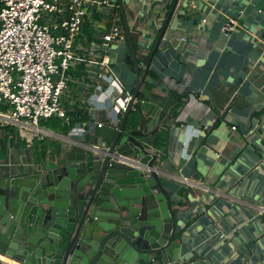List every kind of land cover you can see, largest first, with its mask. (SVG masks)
Returning a JSON list of instances; mask_svg holds the SVG:
<instances>
[{
  "label": "crops",
  "instance_id": "1",
  "mask_svg": "<svg viewBox=\"0 0 264 264\" xmlns=\"http://www.w3.org/2000/svg\"><path fill=\"white\" fill-rule=\"evenodd\" d=\"M106 1L109 6H91L74 50L97 47L93 42L114 25L125 37L124 18L139 77L172 10L162 38L166 43L159 45L141 89L178 98L147 142L156 151L160 179L183 212L180 258L264 264V0ZM229 19L237 26L223 33ZM125 43L126 37L107 51L113 72L132 95L135 77ZM77 66L68 71L72 79L61 97L62 106L73 105L67 121L42 120L38 134L0 123V177L19 176L62 153L79 138L69 134L77 123H85L87 132L97 121L109 124L104 111L88 112L89 67ZM159 133L165 134L162 149L155 145Z\"/></svg>",
  "mask_w": 264,
  "mask_h": 264
},
{
  "label": "water",
  "instance_id": "2",
  "mask_svg": "<svg viewBox=\"0 0 264 264\" xmlns=\"http://www.w3.org/2000/svg\"><path fill=\"white\" fill-rule=\"evenodd\" d=\"M171 14L142 77L122 14L135 84L118 127L94 125L51 160L0 177V264H209L180 258L183 212L147 142L178 101L141 89Z\"/></svg>",
  "mask_w": 264,
  "mask_h": 264
},
{
  "label": "built area",
  "instance_id": "3",
  "mask_svg": "<svg viewBox=\"0 0 264 264\" xmlns=\"http://www.w3.org/2000/svg\"><path fill=\"white\" fill-rule=\"evenodd\" d=\"M107 6L106 0H0V123L27 128L38 134L39 122L52 117L68 120L73 109L61 104L71 76L68 71L86 65L90 80L86 91L88 112L102 110L109 124H118L132 95L112 70L109 45L125 42L122 30L112 26L101 40L78 53L75 42L91 6ZM109 6V5H108ZM206 23L207 19H202ZM237 26L229 19L228 33ZM80 47V45L78 46ZM84 49V48H83ZM97 127L105 125L95 122ZM85 123L75 124L72 137H82ZM182 183L187 181L182 178Z\"/></svg>",
  "mask_w": 264,
  "mask_h": 264
},
{
  "label": "trees",
  "instance_id": "4",
  "mask_svg": "<svg viewBox=\"0 0 264 264\" xmlns=\"http://www.w3.org/2000/svg\"><path fill=\"white\" fill-rule=\"evenodd\" d=\"M52 118H54V117H52ZM51 118V119H52ZM58 125L59 126H61V123H58ZM69 131V130H68ZM165 136V134L164 133H159V134H157V136H156V142H155V145H156V147L157 148H161L162 149V147H163V144L165 143L164 141V137Z\"/></svg>",
  "mask_w": 264,
  "mask_h": 264
},
{
  "label": "rangeland",
  "instance_id": "5",
  "mask_svg": "<svg viewBox=\"0 0 264 264\" xmlns=\"http://www.w3.org/2000/svg\"><path fill=\"white\" fill-rule=\"evenodd\" d=\"M125 73H126V72L124 71V72H123V75H125Z\"/></svg>",
  "mask_w": 264,
  "mask_h": 264
}]
</instances>
